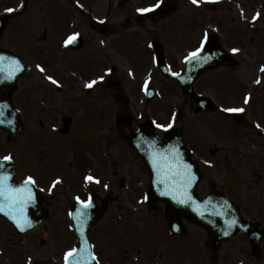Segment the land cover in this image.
Listing matches in <instances>:
<instances>
[{
    "label": "flooded vegetation",
    "instance_id": "1",
    "mask_svg": "<svg viewBox=\"0 0 264 264\" xmlns=\"http://www.w3.org/2000/svg\"><path fill=\"white\" fill-rule=\"evenodd\" d=\"M81 1L87 3L88 0ZM20 4L21 0H0V49L18 54L29 67L28 72L19 78V85L7 91L20 111L22 122L23 173L19 179L23 181L29 175L35 177L42 206L47 212H51L54 208L67 212L74 197H71V193H76L77 189L82 191L79 193L82 199L92 192L100 197L111 191L112 204L109 205L108 210L114 209V214L108 216V224H113L115 221L125 223L131 213H134L144 226L151 228L147 232L150 233L153 230L157 238L161 239L156 245V241H141V235H139L138 239L125 249V253H119L109 259L111 264H188L184 261L180 248L170 245L172 249L170 253L163 251L167 247L165 243L168 234L164 222V206L159 207L155 216L142 209L144 202L142 197L146 195L147 189L140 179L135 178L138 174L136 168L127 172V179L135 182L132 183V188H109L108 155L106 156L109 145L105 143L104 132L108 127V113L112 105L110 104L112 102L110 85H114V81L118 80L122 93L125 91L124 77L118 72L117 67L114 75L110 79L108 77V65L114 58L110 56L109 49L116 43H123L122 38L125 36L142 33L136 22L138 4L128 0L118 6L110 5L113 7L111 10L110 6H105L102 2L94 7L91 5L90 11L79 13V17H83L87 22L93 16L106 18L107 22L111 19L118 26L115 28V34H118V37L114 39L110 38L107 32L99 31V33L91 28H80L79 35L82 37L80 43L77 41L75 48L73 46L63 50L55 48L53 60L41 46L35 43L28 46L24 40L17 37L28 36L21 34L22 29L29 30L30 26L32 29L37 28L34 22L29 26L27 18L29 11H35L34 0H24L22 10H19ZM9 7L18 8V11L8 13L5 9ZM150 21L144 19L145 29L152 34V38L158 39L164 46L170 43L172 48L170 52L165 46L167 60L171 65L177 64L179 54L187 40V35L180 31V24L187 23V20H175L174 29L173 25H168L166 19L148 25ZM40 31H44L43 23ZM172 32L174 35L170 37ZM58 50H60L59 53L56 52ZM43 51L47 52V60L34 61L37 53ZM134 52L137 57H141L142 64L150 60L145 43L138 44ZM123 56L116 54L118 61H121ZM37 64L44 67L46 72L41 73L39 69L33 71ZM47 75L53 76L59 83L54 84L48 81ZM100 76L104 77L103 81H98L92 88L85 87L88 82ZM114 89L116 92L117 88ZM228 98L231 99V95ZM230 130L232 144L228 150L229 154L222 155L220 150L219 157L224 156L225 159L230 160L231 194L233 198L240 200L243 210L260 213L264 211V205L254 207V204L264 198V132L259 134L258 138H254L251 133L250 135L240 133L234 136L235 126L230 125ZM92 131L100 132V138H93L91 134H88ZM245 146L246 149H244ZM218 161L220 165L221 160L218 159ZM42 169H51L55 173H43ZM79 171L84 173L90 171L89 174L98 178L100 182L84 180L83 185L81 181L78 184L76 180ZM119 172L126 174V170L121 168L120 171L114 172L116 177ZM57 178L60 182L53 188L52 183ZM118 181L121 180L118 179ZM253 195L260 197L254 199ZM125 196L128 198L125 199ZM125 201L128 204H125ZM249 202L250 204H247ZM180 220L183 221V217ZM42 239L37 236L25 243V247L19 248L20 258L24 264L27 263L28 257H32V262L35 264H41L37 261L44 255L45 242ZM55 240L57 241V238ZM141 245L146 252H141ZM53 250L55 264H61L60 248L54 247ZM232 255H240L247 259L245 264H251L252 257L248 253L237 252ZM7 262V260H0V264Z\"/></svg>",
    "mask_w": 264,
    "mask_h": 264
},
{
    "label": "rangeland",
    "instance_id": "2",
    "mask_svg": "<svg viewBox=\"0 0 264 264\" xmlns=\"http://www.w3.org/2000/svg\"><path fill=\"white\" fill-rule=\"evenodd\" d=\"M99 2L100 0H90V2ZM103 1V0H102ZM146 1H152V0H146ZM181 5L179 6L177 10V14L175 17H190L191 15L195 16V14L198 13L199 17H204L206 19L205 26L210 25V22L214 24H219L221 28L224 31V34L227 36V40L230 41V44L233 46H236V48L240 49L239 56L241 57V65L239 66V70L244 69L245 65L248 67L253 68V70L257 71V69H261L264 63V0H231V2L227 0H205L204 1V12L203 9H199L198 7H194L190 0H180L179 1ZM251 3V5L249 4ZM236 3V4H235ZM215 4L216 9L214 11H209V6ZM238 5V11L234 10V8H229L230 5ZM35 5V11L28 12L27 18L29 26L34 22L36 25V29H32L30 26V29H22L21 34L22 35H28V36H17L20 40H24L28 46L32 45L33 43H37V46H41L42 48H48L51 45L56 46V41L61 39L57 38H46L42 39L41 37V25L44 22V17L49 19V21L53 24L55 21L53 20L55 17H60L63 23L64 30L59 33H55V35H65L69 31V27H67V19L69 17L71 5H69L68 2H64V0H34ZM206 7V8H205ZM201 8V7H200ZM259 12L261 13V17L253 20V16ZM197 17V16H196ZM253 24V26H252ZM255 26H258L256 29H254ZM75 28V26H74ZM74 30V29H73ZM4 39V38H3ZM57 39V40H56ZM130 39H126L125 43H128ZM133 61L138 62L137 56L131 57ZM140 63V62H139ZM148 64H145L143 68H137L136 70L139 74L138 78L140 81H142L143 76L148 68ZM127 67H125L126 69ZM242 72V70H241ZM159 76V75H158ZM162 78V77H160ZM207 79V78H206ZM134 81L130 78H124V86L127 89H134L137 88V85L133 83ZM156 82V81H155ZM205 86V85H204ZM210 86V85H209ZM207 86V87H209ZM171 93H173V96H176L177 90L175 87H169ZM254 89V86H253ZM161 97L154 98L150 103H147L145 99L139 100V97H134V103L138 107L139 110H141V107H144L146 111H153L156 109V113L158 114V119L162 120L161 113L163 112L162 107V101L160 99ZM177 101L174 103L173 106V112H175V108H179V105L181 101H183L180 97L177 95ZM154 103V104H153ZM261 103L263 104L264 101L259 98L255 97L253 99V109L254 113L258 118L261 120L264 118V108H261ZM238 104H242L243 102H238ZM186 112L182 116V121L184 124V133L186 135L187 141L190 142L194 150V155L197 159H201L200 156H203L204 158H210L209 155V148L213 146V142L216 140L215 136V119L210 114H193L191 110L188 108V106L185 107ZM110 117V116H109ZM109 124L111 127L108 128V138L107 142L109 143L108 151H111L112 156V162L108 165V173L109 178L111 179L113 170H119L120 167L116 165L115 160L116 159H122L124 160V157L122 154L129 153V150L127 148V144H123L121 142V139L119 137V132L117 128L114 125V120H111V118H108ZM165 124V123H163ZM215 139V140H214ZM17 145V144H14ZM200 145V146H199ZM19 159H22L23 152H24V146L23 144H19ZM118 148L121 150L118 152ZM2 149V148H1ZM2 151V150H1ZM133 153V152H132ZM223 155L227 154L225 152H221ZM222 156L221 158H223ZM136 166H138L139 162L135 160L134 163ZM136 166L134 168H136ZM202 171H203V179L200 184V193L203 194L206 191H208L212 186L213 180H214V172H213V165L211 163H205L202 160ZM135 173V172H134ZM253 181V179H252ZM115 188L119 189L118 183L114 184ZM226 189L228 190V186H226ZM264 203V201H263ZM264 213V212H262ZM264 215V214H262ZM52 221V225L49 230L48 236H50V240H52V237H58L61 238V242H64V245H68V243L71 240V236H68L67 233H65V222H67V218L65 216V213L62 212L58 208H54L50 213ZM264 222V219H263ZM264 224V223H263ZM191 229V232L193 233V236L186 238V239H180L177 240H166V244L170 245L173 243H177L179 245L178 248H180V251L183 253L184 261L188 264H201L203 261V248L202 244L204 240L206 239L205 233L201 229H197L195 226L189 224L188 225ZM10 233V230L4 229L2 225H0V236H4L7 239H5V242H0V249L2 248L0 252L6 253L8 249L12 248L10 245H8V235ZM7 234V235H6ZM0 237V239L2 238ZM47 238V241H45L44 252H48V248L55 246L58 247L57 244H51ZM2 241V240H0ZM16 244V243H14ZM17 245V244H16ZM226 244L223 248L224 253H227V249L229 250V246ZM16 249V246L15 248ZM62 250H59V253ZM19 252V251H18ZM186 253H189L190 255H186ZM19 258V256H16ZM43 258V257H42ZM229 262V260L227 261ZM44 264H48L46 260H44ZM254 264H264V261L262 263H254Z\"/></svg>",
    "mask_w": 264,
    "mask_h": 264
},
{
    "label": "snow or ice",
    "instance_id": "3",
    "mask_svg": "<svg viewBox=\"0 0 264 264\" xmlns=\"http://www.w3.org/2000/svg\"><path fill=\"white\" fill-rule=\"evenodd\" d=\"M204 0H192L193 4L199 5L203 3ZM163 0H157L156 3L150 5L145 8H138L137 12L139 13H150L155 9L160 8ZM24 6V0H21V4L19 7ZM8 13H14L18 11V8L9 7L5 9ZM261 17V13L257 12L255 16H253V20H256ZM79 33H75L69 36L65 41V46L72 44L76 41ZM210 44V35L209 31L206 29L202 34V38L200 40V45L195 51L189 53L188 56L185 57V60L196 61L199 56L201 63H207L213 57L211 55H203L205 50V45ZM149 47H152L151 43ZM231 51L233 53H237L240 51L238 48H232ZM24 68V65L21 64L20 60L12 57L6 58L4 56H0V73H4V80H12L16 78L17 73L21 72ZM36 68L39 69L41 73H45L46 69L42 67L40 64L36 65ZM262 71H264V66H262ZM109 71H111L109 69ZM173 75L178 76L179 73H172ZM46 79L51 81L54 84H58L59 82L54 79L53 76L47 75ZM104 77L100 76L97 79L91 80L88 82L85 87L92 88L98 81H103ZM259 83V81H257ZM149 91L148 84L145 82V92ZM250 101V95H246L244 97L243 103L248 104ZM8 106L0 105V124L4 123H13V121L7 119V115L4 111ZM223 111L226 113H243L245 112L244 107H227L223 108ZM177 113L173 112L171 117V122L167 124H157L156 126L168 130L171 129L176 120ZM260 127V125H256ZM147 143V141H145ZM171 156L162 155L160 153H153L151 163L153 164L154 170L158 173L159 181L165 186V191L161 194L165 196H170L178 203L188 204L189 201L192 200V196L188 192V188L192 185L195 180V176L192 173V165L183 163L179 160V149L178 147H171L169 149ZM14 155L9 153L3 157H0V212H4L7 216L11 218V220L15 223V225L23 231L26 227H31V221L28 216L25 214V208L28 204L32 203L35 200V193L33 191L34 188L37 187V180L34 176L29 175L26 177L22 186L14 187L10 181L12 179V172L8 171L7 168L14 163ZM207 163V162H206ZM85 181L91 182L95 181L99 183V179L92 176L91 174L85 176ZM60 182L59 178L54 180L52 183V187L54 188ZM107 187V185H105ZM51 191V189H49ZM77 201L82 205L83 210H77L75 213L74 219L81 221L80 231L83 233V221L88 218L87 209H91L93 207V200L91 195H89L88 199L82 200L79 196L76 197ZM149 197L144 195L142 197V202L148 200ZM203 215V213H201ZM223 215V213H221ZM236 221H230L229 226L235 225ZM225 235L229 233L225 231ZM93 246L89 245L87 249L80 250L76 247L70 248L64 253V264H81L83 257L87 256L89 259L96 261V264H99V259L96 256L95 252L92 250ZM27 264H32V257L27 258Z\"/></svg>",
    "mask_w": 264,
    "mask_h": 264
},
{
    "label": "water",
    "instance_id": "4",
    "mask_svg": "<svg viewBox=\"0 0 264 264\" xmlns=\"http://www.w3.org/2000/svg\"><path fill=\"white\" fill-rule=\"evenodd\" d=\"M4 74L0 73V82L3 79ZM5 85V84H4ZM183 91L184 93L187 94V97L189 98V100L192 103V106L196 109V110H201L204 108L207 109H212L214 110V108L208 103V102H200L193 94L192 92V87L191 85L186 86L183 85ZM128 121H131L130 117H127V122L122 120V125H124L126 127V132H128V126L127 123ZM3 126L7 125V122L4 124H1ZM177 133L175 132H170L168 134V141L170 142H166L167 144L165 146H163V151H162V155H167V156H171V153L169 151V149L173 146L178 147L179 149V160L182 161L183 163H187L192 165V173L195 176V180L193 181L192 185L188 188V192L190 193V195L192 196V200L189 201L188 204H181L178 203L176 200H174L172 197L170 196H161L163 199L167 200L173 207L174 209L177 211H183L188 213L189 216L197 219L202 225L206 226L210 231H212V239H211V244H210V248H213L215 241H218V237L216 233L221 234L220 236L223 237L225 236V234L223 235L224 230H227V226L229 224V218L225 217V219L221 218V220H219L220 216H218L217 214H215V212H213L214 208H213V203L210 200L212 197L200 200L198 198H195L196 196V186H197V181L198 179H200V174L198 172L197 166L195 163L191 162V158H190V152L187 151V148L182 140V136H181V130L180 128L177 127ZM140 133V132H139ZM145 135V130L142 127V131L141 134L136 136V134H134L135 137H131L130 132L127 133V140L135 147V149L144 157L145 159V148H147L145 141L144 140H139V139H143L144 135ZM166 146H168L166 148ZM147 162L149 161L148 159L146 160ZM8 171L12 172V174H14V170L12 165L9 166V168H7ZM156 179V177H155ZM14 187H19V186H14ZM154 188L157 191L158 188H164V185H158L156 180L154 183ZM155 191V192H156ZM157 193V192H156ZM195 195V196H194ZM197 197V196H196ZM193 199L195 201H193ZM206 200V201H205ZM213 212V213H212ZM3 215H6L4 212H0ZM201 213H203V215H201ZM218 218V219H217Z\"/></svg>",
    "mask_w": 264,
    "mask_h": 264
}]
</instances>
